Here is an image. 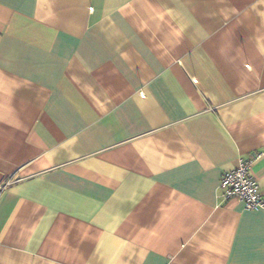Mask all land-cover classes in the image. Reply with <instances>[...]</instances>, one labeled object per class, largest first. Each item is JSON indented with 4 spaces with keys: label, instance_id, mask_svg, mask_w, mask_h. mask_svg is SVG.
I'll list each match as a JSON object with an SVG mask.
<instances>
[{
    "label": "crops",
    "instance_id": "obj_1",
    "mask_svg": "<svg viewBox=\"0 0 264 264\" xmlns=\"http://www.w3.org/2000/svg\"><path fill=\"white\" fill-rule=\"evenodd\" d=\"M264 0H0V264H264Z\"/></svg>",
    "mask_w": 264,
    "mask_h": 264
},
{
    "label": "built area",
    "instance_id": "obj_2",
    "mask_svg": "<svg viewBox=\"0 0 264 264\" xmlns=\"http://www.w3.org/2000/svg\"><path fill=\"white\" fill-rule=\"evenodd\" d=\"M262 154L258 152L250 157H240L234 169L223 173L220 182L221 197L224 199L237 198L248 209L264 208V192L251 174L252 165Z\"/></svg>",
    "mask_w": 264,
    "mask_h": 264
}]
</instances>
